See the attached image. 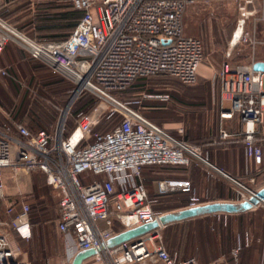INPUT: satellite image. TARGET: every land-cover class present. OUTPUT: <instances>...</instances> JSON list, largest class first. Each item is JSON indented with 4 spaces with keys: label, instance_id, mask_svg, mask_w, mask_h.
I'll use <instances>...</instances> for the list:
<instances>
[{
    "label": "built area",
    "instance_id": "obj_1",
    "mask_svg": "<svg viewBox=\"0 0 264 264\" xmlns=\"http://www.w3.org/2000/svg\"><path fill=\"white\" fill-rule=\"evenodd\" d=\"M68 1L70 8L82 15L69 35L60 40L25 37L0 17V50L9 40H17L29 57L72 83L67 101L58 107L48 130H31L8 113L0 114V264H28L21 258L17 240L32 237L31 207L5 192L6 180L19 171L44 175L57 198V231L72 237L76 250L94 249L95 254L88 258L93 264H198L194 257L179 258L169 252L160 241L163 225L159 218L163 213L152 208L141 173L148 166L204 164L208 169H218L200 144L183 137L182 127L170 130L139 107L130 106L139 100L122 101L117 96L135 80L155 75L194 83L203 59V44L199 36L187 32L184 17L198 4L224 0ZM234 1L239 17L263 19L254 7L255 0ZM220 11L215 7L209 15L217 17ZM248 40L255 43L251 36ZM6 73L0 69L1 75ZM216 77L221 92L230 100V108L222 109L220 117L238 115L241 129H220L217 138L205 145L242 142L246 158L259 157L258 138L264 135V73L253 71L250 62L225 60ZM85 93L97 97L98 103L73 115L76 101ZM145 97L169 99L166 93ZM70 118L74 126L68 130ZM103 119L117 122L109 130L94 131ZM248 181L254 183L252 175ZM179 183L180 191L188 194L186 207L202 204L190 181ZM172 185L170 178L157 179V194L165 195ZM237 186L238 201L248 200L257 191L240 182ZM153 221L158 223L156 228L107 245L119 232ZM243 244L236 245L233 260L224 264H239L237 254Z\"/></svg>",
    "mask_w": 264,
    "mask_h": 264
},
{
    "label": "rangeland",
    "instance_id": "obj_2",
    "mask_svg": "<svg viewBox=\"0 0 264 264\" xmlns=\"http://www.w3.org/2000/svg\"><path fill=\"white\" fill-rule=\"evenodd\" d=\"M69 7L68 0H0V17L19 34L38 40L40 35L46 33L38 34L34 30L32 19L35 15L58 13ZM215 7L220 8V15L210 16V9ZM238 16L234 0L212 2L209 5L198 4L189 9L184 17L185 29L188 33L199 36L203 44V59L198 67L195 82L183 84L171 76L155 75L136 81L129 91L117 96L119 100H139V104L131 103L130 106L138 108L137 105H140L146 116L170 130L182 127L185 139L200 144L203 153L210 151L205 143L216 135L217 102H221L225 97L220 92L216 74L225 60V50L229 47L230 32L227 31L226 25L238 20ZM211 20L214 21L212 27L209 23ZM1 68H9L17 79L16 82L9 80V71L6 76L0 74L1 112L5 110L12 119L13 116L17 120L19 118L28 126L37 119L41 128L50 129L56 120L58 107L67 101L72 83L64 78L62 88L44 84L42 79L46 78L47 74L56 73L53 74L52 70L40 61L31 59L14 39L9 40L0 50ZM56 75L58 78L62 77ZM63 93H66L67 97L60 101ZM162 93L169 95L167 101L145 97L146 94ZM93 100L99 101L91 93L83 95L76 101L73 110L92 108ZM225 105L229 106V101L226 100ZM116 122L103 119L94 131L109 130ZM201 167L206 175H220L225 178L231 192L237 196V182L258 190L264 178L262 172L254 183H250L246 178L232 177L220 167H217L218 170L208 169L204 164H201ZM16 176L19 178L18 182L14 180ZM16 176L11 175L6 180V194L17 202L25 201L31 204L32 237L29 240H17L21 258L28 264H70L76 244L72 237L59 233L56 229L57 198L51 187L46 185L44 175L40 172L19 171ZM200 178L197 189L199 192L203 190L202 183H205V180ZM237 196H234L236 198L232 201H238ZM183 198L187 197L177 192H169L152 208L164 212L176 205L178 199ZM2 211L3 203L0 201V215ZM159 239L169 252L177 253L179 258L194 257L198 264L230 263L234 258L232 251L236 245L239 242L246 243L237 254L238 263L264 264V203L240 213H212L166 224L159 229ZM83 264L93 263L88 259Z\"/></svg>",
    "mask_w": 264,
    "mask_h": 264
},
{
    "label": "crops",
    "instance_id": "obj_3",
    "mask_svg": "<svg viewBox=\"0 0 264 264\" xmlns=\"http://www.w3.org/2000/svg\"><path fill=\"white\" fill-rule=\"evenodd\" d=\"M254 7L258 13H262L264 15V1L255 0ZM204 23H206V21H204ZM209 23L212 27L214 21L211 20ZM226 29L230 32V37L228 40V42H230L228 45L229 47H227L224 53L225 60L241 63L250 62L251 64L256 61L264 62V16L262 20H254L252 17H239L238 20L228 23L226 25ZM247 36L248 38L250 36L253 37L255 43L252 44L250 40H248ZM221 93L222 95H225V97L221 99V102H217V129L216 135L213 139L217 138L220 129H225L230 132H235L241 129V122L238 115H234L228 119H222L220 117V112L222 109L230 108L228 94L223 92ZM226 100L229 101V106L225 105ZM210 141L208 140V142ZM258 145L261 147V155L259 157L252 156L246 158L245 146L242 142H236L226 146L216 144L206 145L210 148V151H206V153L208 152L207 154L208 157H210L209 159L211 160L212 164L228 172V174H230L232 177H242L248 180V177L252 175L255 182L256 178L260 176L262 172H264V135L259 136ZM203 170L204 169L201 167V165L197 164H191L188 167L177 168L148 166L144 167L142 170L141 182L147 191L148 197L152 200V207L159 202L161 197L167 196L169 192H177L182 196H188V194L180 191L179 188V182L183 180L190 181L195 195L198 197V200L201 203L212 201H232L234 198H236L234 196H237V194L232 195L231 190L228 189V185L226 184L228 181L225 178L220 175L210 176V174H208V176L204 174ZM200 177H202V181L205 180V183H202L203 190L201 192L197 190L198 186L200 185ZM160 178H170L173 181V185L168 188L165 195H158L156 192L155 181ZM261 183V187L264 186V178L261 180ZM220 184H224L226 188L221 189ZM199 193H201L203 197L200 196ZM181 208L184 207H179L174 210ZM161 212L165 213V211Z\"/></svg>",
    "mask_w": 264,
    "mask_h": 264
},
{
    "label": "water",
    "instance_id": "obj_4",
    "mask_svg": "<svg viewBox=\"0 0 264 264\" xmlns=\"http://www.w3.org/2000/svg\"><path fill=\"white\" fill-rule=\"evenodd\" d=\"M252 69L255 72H264V62L256 61L252 64ZM264 202V186L260 187L253 196L248 200L243 201H212L195 206L184 207L178 210H173L163 213L160 218V224L166 225L169 223L190 219L202 215L212 213H240L251 209L252 207ZM158 226L156 221L137 226L132 229L124 230L111 237L107 243L108 246L117 245L135 236L144 234ZM95 254L94 249L76 250L70 264H82V262Z\"/></svg>",
    "mask_w": 264,
    "mask_h": 264
},
{
    "label": "trees",
    "instance_id": "obj_5",
    "mask_svg": "<svg viewBox=\"0 0 264 264\" xmlns=\"http://www.w3.org/2000/svg\"><path fill=\"white\" fill-rule=\"evenodd\" d=\"M81 15H82V12H80L78 10H73V9H71L69 7L67 10H64V11H61V12H58V13H50L49 12V13H43V14H36L35 15L36 17L32 19V25L34 27V30H36L38 32V34H41V32L46 33V34H42V35H40L38 37V40L39 41L60 40V39H63V38H65V37H67L69 35L70 31L76 25V23L79 20V18L81 17ZM31 59H33V58H31ZM7 71H9V68H7L6 72ZM53 74H55V73H53ZM6 75H8V72L6 73ZM6 75H4V76H6ZM9 77H10L9 80L14 81V82L17 81V79L15 78V76H14L13 73H11ZM59 77H61V76H59ZM44 79H42L43 80V83L44 84H47L48 86L51 85L52 87H55V88H58V87L62 88V87H64V86H62L63 85L62 79H64V77L63 78L62 77L61 78H58V75H56V74L55 75H48L47 74V77L44 78ZM143 79H147V78H140V79L135 80L132 83V85L126 91H123L121 93L123 94V93L129 91V89L133 85H135V82L136 81L143 80ZM26 89H29V88L26 87ZM66 93H67V91H66ZM66 93H63V97H60L59 98V99L62 98V100H60V101H63L64 99H66V97H67V94ZM86 94H88V93H85L84 95H86ZM67 99H68V97H67ZM65 102H66V100H65ZM89 102H90V100L87 101L85 105H87ZM97 102H98L97 100H93V104L94 105ZM138 107L140 108V105H138ZM90 109L91 108H89L87 110H78V111H75V110L72 109V114L75 115L79 111H89ZM3 111H5V110H3ZM0 114H1V110H0ZM13 115H15V114L13 113ZM149 118H151V117H149ZM13 119H15L14 116H13ZM15 120H17V119H15ZM18 120L21 121V119H19V118H18ZM40 125H41L40 122H38L37 119H36V122H33L32 124H30L29 126L27 125V126L29 128L31 127L30 128L31 130H38V129L41 128ZM66 125H67L68 130H70L74 126L73 119L70 118L67 121V124ZM220 188L221 189L222 188L225 189L226 186L224 184H220ZM228 189H230V188L228 187ZM232 195H233V193H232ZM186 197L187 198L186 199L183 198V200L182 199H178V201H176L177 202L176 205H173L171 208H168L167 210H165V212L172 211V210L177 209L179 207H185V206H187L188 205V196H186Z\"/></svg>",
    "mask_w": 264,
    "mask_h": 264
},
{
    "label": "bare ground",
    "instance_id": "obj_6",
    "mask_svg": "<svg viewBox=\"0 0 264 264\" xmlns=\"http://www.w3.org/2000/svg\"><path fill=\"white\" fill-rule=\"evenodd\" d=\"M180 184H181V183H180ZM180 184H179V185H180Z\"/></svg>",
    "mask_w": 264,
    "mask_h": 264
}]
</instances>
